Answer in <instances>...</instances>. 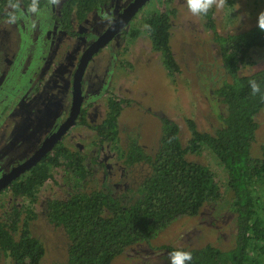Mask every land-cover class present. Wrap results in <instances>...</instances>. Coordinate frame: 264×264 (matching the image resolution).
Masks as SVG:
<instances>
[{
  "label": "rangeland",
  "instance_id": "1",
  "mask_svg": "<svg viewBox=\"0 0 264 264\" xmlns=\"http://www.w3.org/2000/svg\"><path fill=\"white\" fill-rule=\"evenodd\" d=\"M130 1L111 0L109 6L93 12L78 28L79 36L73 38L51 31L55 26L50 9L46 7L37 13L20 9L15 24L7 23L8 18H0V176L26 158L33 150L29 145L35 148L49 129L66 116L70 73L83 44L89 37L101 34L109 25L111 16L119 13ZM230 1L231 4L226 2L223 9L211 10L220 34L257 25L259 13L264 12V0ZM164 10L174 12L171 47L180 69L175 74L164 68L162 55L150 47L142 30L141 21L146 14ZM136 17L140 29L137 38L130 40L125 35L122 42L116 38L100 55H94L90 60L83 86L84 107L89 113V123L96 125L105 116L108 99L122 100L118 146L122 149L128 137H137L145 151L153 155L160 147L162 118L177 124L183 146L189 139L186 120H192L202 132L212 133L220 127L219 116L226 114V107L216 98L214 91L227 81V76L211 33L201 17L189 12L186 0H151ZM50 32L53 34L51 39L48 38ZM248 60L244 74L264 68V49L252 51ZM46 76L51 81L45 89L47 93L48 86L53 90V99L46 98L41 111L37 107L41 92L33 94L32 91L43 89L41 84H45ZM102 80L103 85L100 84ZM16 111L18 116L14 117ZM23 112L26 118L18 121ZM255 121L258 129L251 155L260 158L264 146V107ZM14 139L18 143L23 141V148L15 149ZM63 142L90 161V189L104 188L118 193L131 186L137 175L135 169L124 166L111 146L99 144L96 133L90 128H73ZM188 159L212 170L222 201L205 204L195 217L179 218L149 243L128 247L111 264H169V255L157 248L161 246L195 249L212 245L221 250L233 247L235 218L230 209L231 195L227 193L224 169L213 152L205 147L198 155H189ZM71 190L72 184L65 172L55 170L53 178L44 184L32 205L37 217L30 223L31 235L45 247L41 264H62L67 260L69 241L62 228H54L46 222L42 210L47 199L67 197ZM21 205L29 203L4 192L0 196V217L5 218L13 206ZM0 264H11V261L2 257Z\"/></svg>",
  "mask_w": 264,
  "mask_h": 264
},
{
  "label": "trees",
  "instance_id": "2",
  "mask_svg": "<svg viewBox=\"0 0 264 264\" xmlns=\"http://www.w3.org/2000/svg\"><path fill=\"white\" fill-rule=\"evenodd\" d=\"M31 3L32 0H19L15 14L20 9L29 12ZM110 3L111 0H63L52 19L64 33L75 36V24H82L92 12ZM49 4L50 0H38V10ZM8 5L9 0H0V18H8L12 11ZM173 13L155 11L141 21L150 47L162 55L163 66L171 74L180 71L171 47ZM201 18L227 76V81L214 91L226 107V114L219 116L220 127L212 133L202 132L192 120H186L189 139L183 146L177 124L162 118L160 147L151 155L137 137H128L122 149L118 146L122 100L108 99L103 120L94 126L86 120L83 110L78 125L89 127L99 144L111 146L126 168L137 171L131 186L118 193L88 188L92 177L90 161L64 143L57 144L8 186L12 198H23L29 205L13 206L5 218L0 217V260L8 257L11 264H41L45 247L31 235L30 223L37 217L32 205L44 184L53 178V171L63 170L71 181V193L47 199L42 210L46 222L62 228L69 241L67 260L62 264H111L128 247L149 243L179 218L195 217L205 204L222 201L212 170L188 159L205 147L226 173L235 218L233 247L221 250L212 245L195 249L161 246L158 250L167 255L176 250L191 252L190 264H264V146L260 158L251 155L258 129L255 117L264 107V68L243 73L249 54L264 49V31L255 25L220 34L211 11ZM136 20L135 16L121 35L137 38L140 29ZM252 80L260 85L261 92L256 95L250 87Z\"/></svg>",
  "mask_w": 264,
  "mask_h": 264
},
{
  "label": "water",
  "instance_id": "3",
  "mask_svg": "<svg viewBox=\"0 0 264 264\" xmlns=\"http://www.w3.org/2000/svg\"><path fill=\"white\" fill-rule=\"evenodd\" d=\"M150 0H133L126 8L115 18L112 19L110 26L106 29L102 36L99 37L92 45L83 53L76 67V71L72 80L71 108L68 119L53 134L48 136L42 143L41 147L23 163L14 167L5 178L0 181V192L8 187L11 181L35 166L40 156L48 149L52 148L59 138L75 123L77 116L81 110L82 104V75L85 71L88 59L91 55L97 53L104 48L108 42L118 33H120L133 19V17L149 2Z\"/></svg>",
  "mask_w": 264,
  "mask_h": 264
},
{
  "label": "flooded vegetation",
  "instance_id": "4",
  "mask_svg": "<svg viewBox=\"0 0 264 264\" xmlns=\"http://www.w3.org/2000/svg\"><path fill=\"white\" fill-rule=\"evenodd\" d=\"M61 1V0H60ZM133 0H131L129 3H131ZM128 3V4H129ZM60 4H61V2L58 4V5H55V4H49L48 6H45L46 8H48V9H50V14H51V16L53 15V13H56L58 10H59V8H60ZM127 4V5H128ZM127 5L124 7V8H126L127 7ZM146 6V5H145ZM144 6V7H145ZM45 7H43V8H45ZM143 7V8H144ZM103 8H106V7H103ZM123 8V9H124ZM142 8V9H143ZM42 9V8H41ZM123 9L119 12V13H117L115 16H111V18H110V22H109V25L107 26V28L110 26V24H111V21H112V19H115L122 11H123ZM141 9V10H142ZM101 10V9H100ZM100 10H98V11H100ZM140 10V11H141ZM25 11V10H24ZM139 11V12H140ZM25 12H27V11H25ZM95 12V11H94ZM93 13V12H92ZM91 13V14H92ZM91 14L88 16V18L91 16ZM136 16V15H135ZM134 16V17H135ZM133 17V18H134ZM52 18V17H51ZM88 18L82 23V24H79V25H77V24H75V36H70V35H68V34H66V33H64L61 29H60V27L56 24V22L55 21H53L54 22V28H52V30L51 31H56V32H59L60 34H62V35H64V36H66V37H69V38H73V37H76V36H79V33H78V28H80L82 25H84V23L88 20ZM132 21V20H131ZM131 21H130V23H131ZM129 23V24H130ZM128 24V25H129ZM128 25L123 29V30H125V29H127V27H128ZM106 28V29H107ZM106 29L101 33V34H99L98 36H93V37H89V39L87 40V43L85 42L84 44H83V48H82V50L80 51V56H79V58H78V61H77V63H76V65H75V67H74V69H73V72L72 73H70L71 75H70V89H69V92H70V97H69V99L67 100V102H66V104H67V109H66V116L63 118V119H60V120H58L50 129H49V131L42 137V139H41V141H40V143L35 147V148H32L30 145H29V149H33V150H30L29 151V155H27V157L25 158L24 157V159H22V161H20L19 163H17L16 165H14L13 167H11L6 173H3L1 176H0V181L3 179V178H5L6 176H7V174L14 168V167H16V166H18L19 164H21V163H23L24 161H26L28 158H30L32 155H34L35 154V152L41 147V145H42V143L46 140V138L48 137V136H50L52 133L54 134L55 132H56V130L63 124V123H65V121L68 119V116H69V112H70V108H71V102H72V100H71V95H72V80H73V75H74V73H75V71H76V67L78 66V64H79V60H80V58H81V56L83 55V53L92 45V43L93 42H95L97 39H99V37L100 36H102L103 35V33L106 31ZM122 30V31H123ZM121 31V32H122ZM121 32L120 33H118V34H116L109 42H108V44L104 47V48H102V49H100L97 53H95V54H93V55H91L90 57H89V59H88V62H87V65H86V67H85V71H84V73H83V75H82V98H83V100H82V104H81V110H80V113H79V115L77 116V118H76V120H75V123H74V125H72L60 138H59V140H58V142L53 146V147H55L57 144H59V143H64L63 141H64V139L67 137V134H69V132L73 129V128H75V127H81V128H89V127H85V126H79L78 125V121H79V118L81 117V113L83 112V110H84V112H86V120L89 122V113H88V110L84 107V102H85V99H84V95H83V86L85 85L84 83H85V79H86V76H87V74H86V72H87V69H88V65H89V62H90V60L92 59V57L94 56V55H100L105 49H106V47H108V45H110V44H112V42L116 39V38H118V39H121V42L123 41V39L122 38H125L126 36H124V35H121ZM48 38L49 39H51L52 37H53V34H51V32L48 34ZM117 39V40H118ZM130 40H132V39H130ZM53 44H54V40H53ZM94 61H92L91 62V65H92V63H93ZM53 63V62H52ZM51 67V66H50ZM106 72H107V70H106ZM106 72L104 73V75L106 74ZM49 75V74H48ZM104 75H103V77H104ZM50 79H49V76L47 77H45V84H41V87L43 88L42 90L40 89V88H38V90L35 88L33 91H32V93L33 94H36L37 92H41V97H39V98H41V99H39V102H38V104H37V107H38V109L40 110L41 109V111H43V103H44V101H45V99L47 98L48 100H51V99H53V90H51L50 89V87L48 86V90H49V92L47 93V90L45 89V87H47V86H45V85H50L49 83H50ZM102 83H104L103 82V80L101 81V85H103ZM102 87V86H101ZM38 94V93H37ZM23 109V108H22ZM25 111V110H24ZM34 112H37V111H34ZM16 116H18V113H17V111L15 112V114H14V117H16ZM35 116H36V114H35ZM26 118V114L23 112V114H21L19 117H18V121L19 120H21V119H25ZM36 118L37 117H35V120H36ZM84 119H85V117H84ZM15 122H17V121H15ZM99 124V123H98ZM97 125V124H96ZM27 126V125H26ZM25 126V127H26ZM92 126H94V125H92ZM24 127V128H25ZM25 140V139H24ZM13 147L16 149V148H23V146H24V142L23 141H21V142H17V141H15V139L13 140ZM20 145H22V146H20ZM52 147V148H53ZM52 148H50V149H52ZM50 149H48V150H50ZM48 150H46V151H48ZM45 151V152H46ZM44 152V153H45ZM43 153V154H44ZM42 154V155H43ZM41 155V156H42ZM26 156V155H25ZM40 156V157H41ZM26 171H28V170H26ZM25 171V172H26ZM25 172H23L22 174H24ZM21 175V174H20ZM9 189H8V187H6L4 190H2L1 192H0V196L4 193V192H6V191H8ZM11 195V194H10Z\"/></svg>",
  "mask_w": 264,
  "mask_h": 264
},
{
  "label": "clouds",
  "instance_id": "5",
  "mask_svg": "<svg viewBox=\"0 0 264 264\" xmlns=\"http://www.w3.org/2000/svg\"><path fill=\"white\" fill-rule=\"evenodd\" d=\"M52 4L58 5L60 0H50ZM227 0H186V6L189 12L196 17L207 16L208 13L213 9H223L226 5ZM8 7L12 11L8 12L7 23L15 24L18 17L15 14V10L19 8V0H9ZM30 13L38 12V0H32L31 5L28 8ZM257 26L260 30L264 31V12L259 13L257 18ZM250 87L252 94L256 95L261 92L260 85L255 81H250ZM264 99V96H262ZM192 260V253L182 250H176L169 253V264H190Z\"/></svg>",
  "mask_w": 264,
  "mask_h": 264
}]
</instances>
